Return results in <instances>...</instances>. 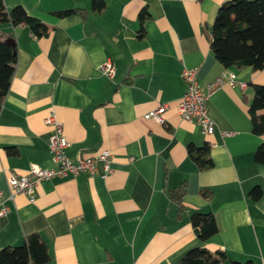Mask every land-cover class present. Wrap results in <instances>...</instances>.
I'll use <instances>...</instances> for the list:
<instances>
[{
    "label": "crops",
    "instance_id": "obj_1",
    "mask_svg": "<svg viewBox=\"0 0 264 264\" xmlns=\"http://www.w3.org/2000/svg\"><path fill=\"white\" fill-rule=\"evenodd\" d=\"M225 1L104 0L94 12L92 0H3L7 11L21 6L49 30L36 37L25 25L0 23L17 50L0 108V191L9 208L0 217V249L35 233L48 247L46 264H177L196 247L224 252L221 264H264V164L254 160L264 135H254L248 113L252 85L264 86V68H224L212 54L209 33ZM63 10L75 12L52 15ZM143 10L149 17L139 37ZM107 60L115 67L112 80L98 69ZM184 69L197 70L202 88L223 73L246 84L223 85L208 97L211 135L177 113ZM161 104L163 124L143 118ZM51 111L71 159L106 149L113 172L106 179L43 180L33 202L23 194L10 199V171L55 167L47 147L51 128L44 124ZM204 144L212 167L200 171L187 147ZM255 186L263 193L253 201ZM182 187L180 212L171 192ZM192 213L215 219L218 233L206 243L190 223Z\"/></svg>",
    "mask_w": 264,
    "mask_h": 264
},
{
    "label": "trees",
    "instance_id": "obj_2",
    "mask_svg": "<svg viewBox=\"0 0 264 264\" xmlns=\"http://www.w3.org/2000/svg\"><path fill=\"white\" fill-rule=\"evenodd\" d=\"M104 0H92V11L101 12ZM75 10L53 12L52 15L62 18ZM149 17L146 10L139 16V37L143 36V23ZM0 23H11L14 26L25 25L36 37L48 35L49 28L42 21L29 16L21 6L6 10L0 0ZM209 45L217 62L224 68H246L259 71L264 68V0H227L220 5L214 18L210 33ZM17 62V50L0 32V108L7 94ZM253 97L248 107L252 132L256 136L264 135V86L252 85ZM209 145L201 147L189 145L187 153L198 170H209L212 161ZM12 154V148L6 149ZM258 164H264V142H261L254 154ZM184 187L171 192V198L183 210ZM263 193L260 186L253 187L249 197L256 201ZM201 195L210 198V191L201 190ZM190 223L197 230L198 238L206 243L218 233L215 219L211 213H192ZM46 243L38 234L25 237L22 244L0 249V264H46L49 261ZM226 260L224 252H210L204 247L190 249L177 264H221ZM230 264H254L253 261H230Z\"/></svg>",
    "mask_w": 264,
    "mask_h": 264
},
{
    "label": "built area",
    "instance_id": "obj_3",
    "mask_svg": "<svg viewBox=\"0 0 264 264\" xmlns=\"http://www.w3.org/2000/svg\"><path fill=\"white\" fill-rule=\"evenodd\" d=\"M100 74L108 80H112L115 75V67L109 60L104 62L99 68ZM182 79L186 85V90L177 106V113L183 121L192 122L201 127L202 132L211 135L215 131V124L208 116L206 102L208 97L223 85L233 87L236 84L243 89L246 84L238 83L233 73H223L205 88L200 87L197 81L196 69H184ZM166 104H161L144 114L146 120H153L158 124L165 122L164 112ZM44 124L51 128V133L47 140L48 152L51 160L55 163L52 169H44L37 165H32L25 174H17L10 171L6 182L11 199L15 194L25 195L29 202H33L34 188L43 180L55 177H67L86 175L87 177L99 176L102 179L109 177L112 172V155L109 150H101L87 156L78 155L71 159L66 149L68 141L63 134V125L56 118L53 111L44 119ZM224 135H227L224 133ZM9 212L8 206L3 201V193L0 191V217Z\"/></svg>",
    "mask_w": 264,
    "mask_h": 264
},
{
    "label": "water",
    "instance_id": "obj_4",
    "mask_svg": "<svg viewBox=\"0 0 264 264\" xmlns=\"http://www.w3.org/2000/svg\"><path fill=\"white\" fill-rule=\"evenodd\" d=\"M8 41H9V43L12 44V45L15 44L14 40H12V39H10V40H8Z\"/></svg>",
    "mask_w": 264,
    "mask_h": 264
}]
</instances>
